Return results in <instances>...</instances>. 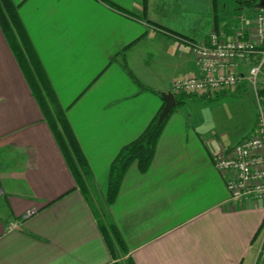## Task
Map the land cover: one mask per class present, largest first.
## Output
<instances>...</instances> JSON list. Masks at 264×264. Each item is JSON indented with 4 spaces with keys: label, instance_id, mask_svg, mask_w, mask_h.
<instances>
[{
    "label": "crops",
    "instance_id": "obj_1",
    "mask_svg": "<svg viewBox=\"0 0 264 264\" xmlns=\"http://www.w3.org/2000/svg\"><path fill=\"white\" fill-rule=\"evenodd\" d=\"M11 2L87 178L83 190L0 28V264H114L128 256L133 264H254L264 206L229 201L212 153L233 145L182 111L194 94L174 95L182 102L165 120L148 169L133 163L112 204L106 192L111 163L162 109L161 93L197 72L191 44L213 30L247 40L257 0ZM101 218L127 254L111 256Z\"/></svg>",
    "mask_w": 264,
    "mask_h": 264
},
{
    "label": "built area",
    "instance_id": "obj_2",
    "mask_svg": "<svg viewBox=\"0 0 264 264\" xmlns=\"http://www.w3.org/2000/svg\"><path fill=\"white\" fill-rule=\"evenodd\" d=\"M191 53L197 72L176 78L172 83L174 95L194 94L210 99L221 92H235L245 82L252 85L257 114L255 134L226 153H212V163L225 176L230 202L252 199L264 206V11L255 13L247 40L213 30L206 41L191 44ZM245 62L251 64L246 75L237 71ZM258 255L264 260V229Z\"/></svg>",
    "mask_w": 264,
    "mask_h": 264
},
{
    "label": "trees",
    "instance_id": "obj_3",
    "mask_svg": "<svg viewBox=\"0 0 264 264\" xmlns=\"http://www.w3.org/2000/svg\"><path fill=\"white\" fill-rule=\"evenodd\" d=\"M0 28L5 35L23 74L30 86L44 117L46 118L54 137L71 171L85 190L87 169L79 146L73 136L63 110L50 89L47 78L32 49L30 41L22 26L17 7L11 0H0ZM181 97H176V105L181 104ZM162 110V109H161ZM149 123L143 133L134 141L124 146L110 165L109 181L106 192V201L112 204L121 180L128 168L135 163L138 170L145 172L152 160L157 138L163 128L165 120L157 122L161 112ZM99 227L111 256L116 258L119 254H127V249L119 232L114 225L104 218L99 220ZM114 264H133L128 256L121 262Z\"/></svg>",
    "mask_w": 264,
    "mask_h": 264
},
{
    "label": "rangeland",
    "instance_id": "obj_4",
    "mask_svg": "<svg viewBox=\"0 0 264 264\" xmlns=\"http://www.w3.org/2000/svg\"><path fill=\"white\" fill-rule=\"evenodd\" d=\"M248 84L250 90L246 91L242 85L235 92H225L210 99L196 95L193 96L194 98L187 97L182 111L191 118L202 117L206 126L215 133V138L225 145L235 146L242 139L255 134L256 102L252 85ZM254 264H264L258 251Z\"/></svg>",
    "mask_w": 264,
    "mask_h": 264
},
{
    "label": "water",
    "instance_id": "obj_5",
    "mask_svg": "<svg viewBox=\"0 0 264 264\" xmlns=\"http://www.w3.org/2000/svg\"><path fill=\"white\" fill-rule=\"evenodd\" d=\"M255 9L264 11V0H258V3L254 5ZM161 97L164 101L162 110L158 116V124L163 122V120L169 115L172 108L176 104L175 96L171 92L161 93Z\"/></svg>",
    "mask_w": 264,
    "mask_h": 264
}]
</instances>
